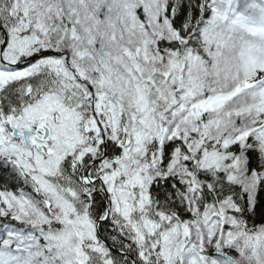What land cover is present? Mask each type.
<instances>
[{
  "label": "snow or ice",
  "instance_id": "1",
  "mask_svg": "<svg viewBox=\"0 0 264 264\" xmlns=\"http://www.w3.org/2000/svg\"><path fill=\"white\" fill-rule=\"evenodd\" d=\"M0 264H264V0H0Z\"/></svg>",
  "mask_w": 264,
  "mask_h": 264
}]
</instances>
